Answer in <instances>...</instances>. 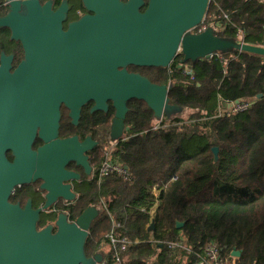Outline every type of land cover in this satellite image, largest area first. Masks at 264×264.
Segmentation results:
<instances>
[{"label":"trees","instance_id":"obj_1","mask_svg":"<svg viewBox=\"0 0 264 264\" xmlns=\"http://www.w3.org/2000/svg\"><path fill=\"white\" fill-rule=\"evenodd\" d=\"M69 1L73 14L83 7L82 0ZM203 24L222 38L263 45L264 0H210L192 32ZM3 50L15 54V63L21 56L6 27L0 29ZM227 53L187 62L179 53L167 67L130 66L154 83L168 84L170 103L190 114L159 121L144 100L132 99L124 135L112 141L115 108L102 112L101 145L90 152L95 178L62 205L72 219L90 205L100 206L85 245L88 256L110 243V262L117 252L120 264H195L203 247L216 241L229 257L241 251L237 264H264V55L236 48ZM185 65L192 67L193 79ZM237 99L252 103L231 115L221 111ZM108 144L112 149L105 150ZM109 157L127 165L133 178L100 177ZM178 222L184 225L178 228ZM113 229L116 244L108 236ZM178 236L187 248L169 249L167 241Z\"/></svg>","mask_w":264,"mask_h":264},{"label":"water","instance_id":"obj_2","mask_svg":"<svg viewBox=\"0 0 264 264\" xmlns=\"http://www.w3.org/2000/svg\"><path fill=\"white\" fill-rule=\"evenodd\" d=\"M5 1L9 11L0 17V27H8L10 39L21 42L24 57L13 68L15 54L0 53V264H97L104 254L88 256L85 250L92 222L100 214L97 206H88L74 222L62 212L56 232L52 224L37 227L43 210L60 197H76L66 181L80 174L67 169L68 163L91 170L86 152L95 142L90 137L83 142L77 136L59 137L61 105L78 124L87 102H95L92 110L108 111L111 101L115 116L110 137L119 140L132 99L144 100L158 119L181 111L170 103L168 84L131 72L129 65L167 67L179 53L187 62L232 48L264 55V43L225 39L213 27L193 33L210 0H82L87 12L67 29L68 0L56 10L52 0ZM37 135L45 144L35 150ZM213 152L217 160L219 148ZM40 179L47 191L42 206L33 208L32 200L25 207L10 201L17 186ZM177 225L181 228L184 222ZM153 226L154 221L148 230ZM231 254L240 257L241 251Z\"/></svg>","mask_w":264,"mask_h":264},{"label":"flooded vegetation","instance_id":"obj_3","mask_svg":"<svg viewBox=\"0 0 264 264\" xmlns=\"http://www.w3.org/2000/svg\"><path fill=\"white\" fill-rule=\"evenodd\" d=\"M42 3L48 1V0H41ZM53 1V9H57L58 6L64 1V0H52ZM69 1V0H68ZM70 4V1H69ZM9 11V6L7 5L6 1L2 5V10L0 11V17H3L7 14ZM87 10L85 9L84 5L83 7H80L76 10V13L78 16L75 17V14H73V9L70 4V11L67 16L66 21L64 22V29L68 28V24L70 21H74L76 19H79L81 15L86 13ZM9 30L8 27H6ZM0 29H3V27H0ZM194 30V29H193ZM194 33V32H193ZM19 44V48L21 49L20 58L15 63V59L13 62V68H15L23 59L24 57V49L20 41H17ZM10 54V53H8ZM132 65L128 66L129 71L131 72H137L135 70L130 69ZM142 74V73H140ZM143 75V74H142ZM95 102L89 101L85 105H83L81 110V116L79 118L78 124H74L72 122V118L70 117V109L63 103L61 105V119H60V128H59V137L60 138H66V137H72L77 136L81 142L85 141L88 137L91 138L95 144L93 145V149L96 147H100L102 136H103V120H102V112H108L110 109V106H113L112 102L109 101V108L108 111L105 110H92ZM115 116V114H114ZM113 116V118H114ZM68 117L70 119H68ZM66 120L64 121V119ZM112 118V120H113ZM112 124V121H111ZM111 129V125H110ZM112 140V139H111ZM112 141H118V140H112ZM45 144V141L40 138L38 135L35 138V141L33 143V149L37 150L39 147L43 146ZM89 150L86 152V155L88 156V162L91 167L90 172H87V169L84 165L77 164L76 161H70L67 165V169L77 172L80 174L79 179H73L66 181V183L72 184V189L76 193V197L78 196L77 189L81 185H86L89 182H92L95 178L96 174V167L92 164L91 160V154L90 152L93 150ZM8 158L12 161L13 156L10 151L7 152ZM42 180H37L35 182H31L29 184H23L21 186H17L14 190V192L11 194L10 201L13 203H20L22 207H25L26 204L29 202V200H32V207L38 208L42 206L46 201V194L47 191L41 188ZM28 185V186H27ZM74 199V200H75ZM73 201V200H72ZM69 200H66L62 197H60L57 202L47 210H43L40 214V219L38 220L37 227L38 229H42L46 227L49 224L53 225V232H56L58 227L56 225V221L58 219V216L63 212L68 215V220L71 222H74L76 219H72L70 213L68 210L63 209L62 205H69ZM93 206V205H92ZM97 206L99 209V212H101V208L99 205ZM46 222L44 226L41 227L42 222ZM105 255V251H101Z\"/></svg>","mask_w":264,"mask_h":264},{"label":"built area","instance_id":"obj_4","mask_svg":"<svg viewBox=\"0 0 264 264\" xmlns=\"http://www.w3.org/2000/svg\"><path fill=\"white\" fill-rule=\"evenodd\" d=\"M207 28L206 24H203L200 31H203ZM243 42V41H242ZM185 72L191 75V78H194V72L190 65H185ZM252 103L248 100H241L239 103H235L234 101L228 103L226 107H223L221 111L225 112L227 115H231L236 112H241L246 110L249 105ZM109 174H116L118 176L123 177L126 180H131L133 178V174L127 165H123L119 160L109 157L106 161H104L101 169H100V177L106 176ZM115 226H120L119 223L115 224ZM113 244H116L119 240L115 237L114 229L108 235ZM167 245L169 249H176V248H187L181 237H177L175 239H171L167 241ZM126 245L123 244L122 249L125 250ZM190 250V249H189ZM191 251V250H190ZM203 253H198L201 261L198 263H205V264H237L236 263V256L230 254V257L223 254L221 247L216 241H211L203 247ZM116 257L114 262H110L109 258L106 257V253L104 255V259L97 264H120V256L118 253H115ZM232 257V258H231Z\"/></svg>","mask_w":264,"mask_h":264},{"label":"rangeland","instance_id":"obj_5","mask_svg":"<svg viewBox=\"0 0 264 264\" xmlns=\"http://www.w3.org/2000/svg\"><path fill=\"white\" fill-rule=\"evenodd\" d=\"M76 16H78L77 14H75V17ZM183 111H185L184 113L181 111H175V112H171V113H168L167 112V114H166V117H169V118H172V117H175V116H181L182 115V113H183V116H184V118H186V117H188V115L190 114V109H184ZM165 117V116H164ZM164 117H162V119L164 118ZM159 121H161V119H159ZM159 126V125H158ZM110 149H112V147L108 144L107 146H105V150H110ZM110 243H109V245H107L105 248L106 249H104V251L106 252V250H108L109 249V247H110ZM182 264H186V261H183V263Z\"/></svg>","mask_w":264,"mask_h":264}]
</instances>
